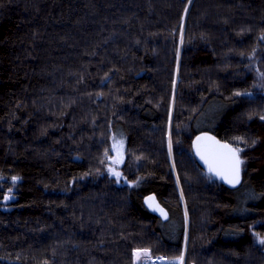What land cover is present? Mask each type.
I'll use <instances>...</instances> for the list:
<instances>
[{
  "label": "trees",
  "instance_id": "trees-1",
  "mask_svg": "<svg viewBox=\"0 0 264 264\" xmlns=\"http://www.w3.org/2000/svg\"><path fill=\"white\" fill-rule=\"evenodd\" d=\"M262 73L264 0H0V264H138L186 238L185 264H264ZM204 130L240 149L239 185L197 160Z\"/></svg>",
  "mask_w": 264,
  "mask_h": 264
},
{
  "label": "snow or ice",
  "instance_id": "snow-or-ice-1",
  "mask_svg": "<svg viewBox=\"0 0 264 264\" xmlns=\"http://www.w3.org/2000/svg\"><path fill=\"white\" fill-rule=\"evenodd\" d=\"M189 2H191V0H189ZM261 75H264V73H262ZM244 93H237V95H243ZM261 120H264V116L260 117ZM202 137H197V140H201ZM238 139H242V138H238ZM120 144H122V141L118 142ZM218 143V142H217ZM255 143V142H253ZM171 137H169V148H171ZM113 147H116V144L113 145ZM223 148L228 150V163H227V168L225 171H217L215 168H213L210 164V170L215 171L217 175H220L222 179L227 180L228 183L230 184H236L239 182V174H240V164L242 163V161L239 159V151L240 149H233L231 148L230 145H223ZM109 159H111L113 161L114 164H120L122 163V156L118 153V155L116 157H109ZM109 172L116 177L117 182H119L120 177H121V173L119 171H116L114 167L109 166ZM2 179V178H0ZM20 178L13 176L11 177V180L13 183H15L16 181H18ZM9 195L4 196V200H10L13 199L14 197L11 195L12 193V189L9 188L8 189ZM149 201H153L154 197H148ZM151 206V205H150ZM161 211L162 214L166 215V213L163 212V209H159ZM259 236V234H257ZM259 243L260 244H264V238H260L259 239ZM148 254H149V250L148 249H140L137 248L134 250V257L135 260L138 262V264H140V262L142 261V257L143 262L142 264H150V261L148 259ZM157 260H166L167 258L165 257H157ZM169 264H184V255L181 254L178 257H174L172 258L171 261H169Z\"/></svg>",
  "mask_w": 264,
  "mask_h": 264
},
{
  "label": "water",
  "instance_id": "water-1",
  "mask_svg": "<svg viewBox=\"0 0 264 264\" xmlns=\"http://www.w3.org/2000/svg\"><path fill=\"white\" fill-rule=\"evenodd\" d=\"M197 137H202L201 140H197ZM218 142V143H217ZM223 145H230L233 149H238L230 141L221 138L212 131L204 130L198 132L192 140V148L199 163L211 174L216 176L220 181L228 186H237L242 180V166L240 164L239 182L236 184H230L227 180L222 179L220 175H217L215 171L210 170V164L217 171H225L228 163V150L223 148ZM239 159L242 161L240 152L238 153Z\"/></svg>",
  "mask_w": 264,
  "mask_h": 264
},
{
  "label": "rangeland",
  "instance_id": "rangeland-1",
  "mask_svg": "<svg viewBox=\"0 0 264 264\" xmlns=\"http://www.w3.org/2000/svg\"><path fill=\"white\" fill-rule=\"evenodd\" d=\"M120 141H122V144H120V143H118V142H120ZM114 144H116V147L114 148L113 147V149H114V153L112 154V156L111 157H116L117 155H118V153L122 156V163H120V164H114L113 163V161L110 159V161H111V166L112 167H114L115 168V170L116 171H119L122 175H121V177H120V180H119V182H121V181H126L125 179H126V176H125V174H124V172H123V169H122V165H123V163H124V161H125V138L123 137V136H119V135H116L115 136V138H114V142H113V145ZM172 146H171V155H172V157H173V154H172ZM116 178V177H115ZM185 208H186V205H185ZM188 223H189V216H188V213H186V224H187V233H188ZM186 246H187V238H186V242H185V246H184V252H183V255H184V260H185V254H186ZM137 249V248H136ZM140 249H144V248H140ZM180 256V255H179ZM157 257H165V258H167L166 260H157L156 258ZM176 257H178V256H176ZM172 258H174V257H168V256H166V255H159V256H154V257H150V254H148V259H149V261L150 262H152V263H154V260H156V262L157 263H159V264H169V261H171L172 260ZM143 257H142V261L141 262H143ZM156 264V263H155ZM184 264H185V262H184Z\"/></svg>",
  "mask_w": 264,
  "mask_h": 264
},
{
  "label": "built area",
  "instance_id": "built-area-1",
  "mask_svg": "<svg viewBox=\"0 0 264 264\" xmlns=\"http://www.w3.org/2000/svg\"><path fill=\"white\" fill-rule=\"evenodd\" d=\"M155 263H156V264H159V263L156 262V260H154V264H155Z\"/></svg>",
  "mask_w": 264,
  "mask_h": 264
}]
</instances>
